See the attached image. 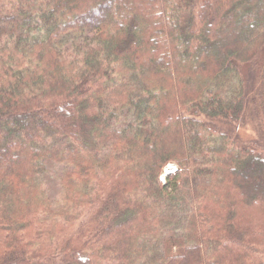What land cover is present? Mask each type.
Listing matches in <instances>:
<instances>
[{"label":"trees","instance_id":"16d2710c","mask_svg":"<svg viewBox=\"0 0 264 264\" xmlns=\"http://www.w3.org/2000/svg\"><path fill=\"white\" fill-rule=\"evenodd\" d=\"M262 208L264 0H0V264H264Z\"/></svg>","mask_w":264,"mask_h":264},{"label":"rangeland","instance_id":"374dc122","mask_svg":"<svg viewBox=\"0 0 264 264\" xmlns=\"http://www.w3.org/2000/svg\"><path fill=\"white\" fill-rule=\"evenodd\" d=\"M259 121L255 116L252 114L251 111H248L245 115V121L243 124L237 126V133L243 139L253 140L257 139L259 133L262 131L260 129ZM176 170L174 164H167L161 173V181H164L165 177ZM264 212V208L258 209L257 214Z\"/></svg>","mask_w":264,"mask_h":264}]
</instances>
